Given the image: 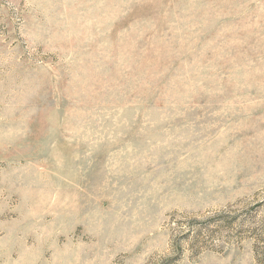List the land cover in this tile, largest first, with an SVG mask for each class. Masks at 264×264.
<instances>
[{
  "label": "rangeland",
  "instance_id": "rangeland-1",
  "mask_svg": "<svg viewBox=\"0 0 264 264\" xmlns=\"http://www.w3.org/2000/svg\"><path fill=\"white\" fill-rule=\"evenodd\" d=\"M0 264H264V0H0Z\"/></svg>",
  "mask_w": 264,
  "mask_h": 264
}]
</instances>
